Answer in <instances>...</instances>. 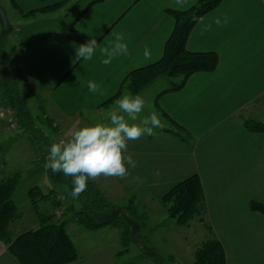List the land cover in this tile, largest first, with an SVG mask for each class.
<instances>
[{"label":"crops","instance_id":"crops-1","mask_svg":"<svg viewBox=\"0 0 264 264\" xmlns=\"http://www.w3.org/2000/svg\"><path fill=\"white\" fill-rule=\"evenodd\" d=\"M62 1L8 2L16 31L23 34L12 47V62L46 104L47 115L60 121L62 131L74 133L82 127L76 120L84 114L111 109L108 106L124 95L122 85L131 72L163 57L175 26L166 10H187L199 0H103L69 21L61 18L69 15L73 0L56 11L23 14ZM217 18L220 25L214 23ZM199 20L186 48L215 53L216 68L196 72L181 89L158 96L161 89L153 102L154 110L160 115L162 110L185 128L192 141L156 129V136L126 142L137 167L127 169L123 179L101 176L98 182L120 197L135 195L152 205L183 180L198 175L206 198L205 221L224 248L226 264H264V215L250 209L251 201L264 203V132L245 126L248 119L264 122L250 114L252 107L264 102V0H222ZM38 23L44 25L42 30L36 29ZM72 24L82 34L78 41L62 35ZM209 24L210 30L202 35ZM112 32L124 35L128 55L104 65L106 56L100 49L114 39ZM92 37L100 43L93 57L76 60L75 47ZM89 81L100 85L99 91L89 93ZM112 106L114 112L117 108ZM37 174L53 181L46 171ZM0 264H21L3 242ZM71 264L101 263L87 252ZM127 264L155 263L147 258Z\"/></svg>","mask_w":264,"mask_h":264},{"label":"rangeland","instance_id":"rangeland-1","mask_svg":"<svg viewBox=\"0 0 264 264\" xmlns=\"http://www.w3.org/2000/svg\"><path fill=\"white\" fill-rule=\"evenodd\" d=\"M9 1L12 0H0V9L6 11V17L9 19H7L8 24L14 28V31L9 30L3 34L4 29L0 20V46L3 49L5 66V69L0 71V131L2 133V138H0V173L3 178L14 176L16 173H20L21 176L13 198L20 215L17 220L11 223L12 232L20 233L34 228L37 224V212L50 213L54 211L56 218L68 220L67 232L80 255L89 252L96 256L101 264H127L136 259L139 260L140 257H153V251L145 248L141 237L142 232L134 221L131 222L133 240L126 250L121 243V232L118 228L106 225L90 230L80 225L75 212L86 206L88 208L82 199L83 196L81 195L78 199L72 198L70 196L71 177H66L62 172L54 173L50 168L45 167L50 145L58 143L60 140H70L73 132L62 131L63 127L60 121L51 119L47 115L46 104L43 100H39L22 80L17 64L12 62V47L16 44V40L23 39V34L16 31L15 23L12 21L14 20L12 16L15 13L11 3H8ZM73 4L69 15L64 16L61 20H73L85 8L87 0H73ZM43 26L38 23L35 27L42 30ZM172 80L168 76L160 77L139 93L145 101L141 118L154 110L155 94L168 87ZM124 91V94L131 93L127 86L124 87ZM113 104L114 102L108 106L111 109L107 112L102 110L103 114H84V117L76 120L78 121L76 125L83 126L87 123L108 121L113 112ZM18 114L25 121L24 126L18 121ZM250 114L253 118L263 119L264 102L257 103L252 107ZM162 119L165 127H169L167 121L163 117ZM64 127L66 126L64 125ZM41 170L48 172L53 177V181L47 180L44 174L43 176L37 174ZM98 179L88 181L85 192H88L93 198V189L98 190L101 196L113 205V208L104 211L101 215H95L94 220L102 223L115 216H123L124 213L119 211V208L127 205L132 195L120 197L115 194L114 190L107 187L104 189L105 187L99 184ZM51 183L53 185L55 183L56 186L51 188ZM34 186L39 187L43 193L51 194V199L37 200L36 206H33L28 192ZM52 200L60 201L62 205L55 209ZM157 200L152 205L142 202V199L138 198L135 202L138 211L147 214V228L144 229L147 239L160 259H167L170 256L175 260L169 264H194L196 250L211 236L209 226L205 220L200 221L199 219L192 220L187 226L181 225L177 223L176 219L168 218L163 203L159 198Z\"/></svg>","mask_w":264,"mask_h":264},{"label":"trees","instance_id":"trees-1","mask_svg":"<svg viewBox=\"0 0 264 264\" xmlns=\"http://www.w3.org/2000/svg\"><path fill=\"white\" fill-rule=\"evenodd\" d=\"M72 0H63L60 3L37 11L23 13L25 16L35 13H45L56 11ZM103 0H87L83 9L84 13L89 7L100 3ZM222 0H199L195 5L187 10H166L175 20L174 29L166 44L163 57L154 64L137 69L131 72L125 79L122 88L126 87L133 94H139L146 86L156 79L168 76L171 84L164 88L159 94L181 89L188 78L199 71H212L218 64V56L213 52H190L186 48L188 36L196 24L205 13L215 8ZM62 35L70 40L78 41L82 34L72 24L70 29L63 32ZM3 49L0 46V71L5 69L3 61ZM21 75V74H20ZM22 80L28 84V80L21 75ZM11 95V93H10ZM114 99L108 101L111 102ZM157 106V98L155 100ZM159 109V108H158ZM162 117L167 121L169 127L160 129L162 134L177 136L187 143L192 141L190 133L160 110ZM21 125L25 121L21 115L17 116ZM245 126L252 132H264V122L254 119L245 120ZM20 173L11 177H4L0 180V242H3L8 251L21 264H71L79 259L77 248L67 232V219L61 220L56 218V213L37 212V224L34 228L24 230L20 233H14L11 229V223L19 218V212L14 202V194L20 182ZM94 197L88 192L82 194L83 200L88 205L77 210L76 216L80 225L86 229L95 230L102 226H113L121 232V243L126 250L132 242V221L136 222L141 230V237L144 246L153 251V257H149L155 264H169L175 260L172 257L160 259L154 247L147 239L144 229L147 228V214L138 211L136 207L137 197L133 195L129 203L119 211H123V216H115L105 222H96L95 215H101L104 211L113 208L96 189H93ZM30 201L36 206L37 200L51 199V194L34 186L28 192ZM163 203L168 218L176 219L181 225H188L195 219L205 220L206 215V198L201 179L198 175L190 176L174 186L167 194L159 197ZM53 207L59 208L62 203L52 200ZM37 208V207H36ZM250 209L264 215V203L257 201L250 202ZM211 236L201 247L196 250L194 264H226L225 251L220 241L215 237L212 228L209 226ZM140 259H147L140 257Z\"/></svg>","mask_w":264,"mask_h":264},{"label":"clouds","instance_id":"clouds-1","mask_svg":"<svg viewBox=\"0 0 264 264\" xmlns=\"http://www.w3.org/2000/svg\"><path fill=\"white\" fill-rule=\"evenodd\" d=\"M193 19L202 23L196 17ZM223 22L228 23L226 16ZM214 23L220 25L221 20L217 18ZM210 28L211 24L206 25L201 34ZM110 35L114 39L100 49L106 56L101 61L104 65H109L116 56L128 55L124 35L115 32ZM99 45L96 38L92 37L86 43L76 46L75 59L90 60ZM144 55H149L147 50ZM87 88L89 93H95L99 91L100 85L89 81ZM114 104L118 111L112 112L108 121L84 124L73 133L70 140L52 143L48 149L45 167L54 173L62 172L66 177H71L70 196L74 199H78L86 191L88 181L101 176L125 178L129 174L127 169L138 165V161L128 153L126 142L135 141L144 135L156 136L155 130L165 127L161 115L154 110L141 118L145 101L139 94L125 93Z\"/></svg>","mask_w":264,"mask_h":264},{"label":"water","instance_id":"water-1","mask_svg":"<svg viewBox=\"0 0 264 264\" xmlns=\"http://www.w3.org/2000/svg\"><path fill=\"white\" fill-rule=\"evenodd\" d=\"M0 20L3 26V34H6V32H8L9 30L11 31L12 28L10 27V25L8 24V20L5 14V11L3 9H0Z\"/></svg>","mask_w":264,"mask_h":264}]
</instances>
